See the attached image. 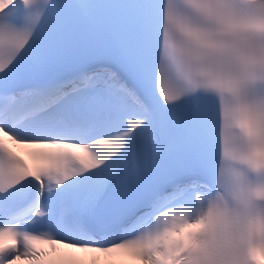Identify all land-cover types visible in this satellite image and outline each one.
Returning <instances> with one entry per match:
<instances>
[{
    "label": "snow or ice",
    "instance_id": "1",
    "mask_svg": "<svg viewBox=\"0 0 264 264\" xmlns=\"http://www.w3.org/2000/svg\"><path fill=\"white\" fill-rule=\"evenodd\" d=\"M124 257L264 264V0H0V264Z\"/></svg>",
    "mask_w": 264,
    "mask_h": 264
},
{
    "label": "bare ground",
    "instance_id": "2",
    "mask_svg": "<svg viewBox=\"0 0 264 264\" xmlns=\"http://www.w3.org/2000/svg\"><path fill=\"white\" fill-rule=\"evenodd\" d=\"M5 140L7 141V144H8L10 147L18 149L22 154H24L25 156H27V157L30 158V156H29V154H28L29 151H30V149L27 148L25 145H18V144H16V143H14L13 141H10V140L6 139V137H5ZM52 247H53V246H50V245H49V247L47 248V250L50 251ZM56 247L59 248V252H60L61 254H71V255H75V256L84 255L83 253L73 252L72 249L64 248V247H61V246H56ZM123 259L125 260L126 264H140L139 261H138L137 263H134L133 261L128 262V261L126 260V257H124ZM18 264H27V262H26V261H24V262H18Z\"/></svg>",
    "mask_w": 264,
    "mask_h": 264
}]
</instances>
